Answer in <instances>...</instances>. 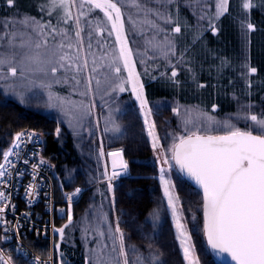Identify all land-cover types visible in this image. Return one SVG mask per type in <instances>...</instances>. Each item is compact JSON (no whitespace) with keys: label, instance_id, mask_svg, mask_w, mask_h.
I'll list each match as a JSON object with an SVG mask.
<instances>
[{"label":"trees","instance_id":"16d2710c","mask_svg":"<svg viewBox=\"0 0 264 264\" xmlns=\"http://www.w3.org/2000/svg\"><path fill=\"white\" fill-rule=\"evenodd\" d=\"M142 3L145 10H155L158 6L159 11L172 20V23H165L163 19L152 15L146 17L144 12L138 13L136 10L130 13L136 22L135 27L130 23L126 27L145 97L156 114V125H160L165 132L174 129L175 133L187 135L184 121L189 120L187 128L190 131L199 129L198 134L214 136L226 134L228 129L222 125L228 117H233L239 120L241 130H253L255 134L252 122L245 117L254 114L264 118V0H252V7L247 10L243 7V0H229L228 12L219 19L215 17L216 0H172L171 3L167 0H142ZM18 12L23 14L14 8V4L9 6L7 0H0V25L4 19L18 21L21 18L16 15ZM42 12L41 9L36 14L27 15L36 18ZM201 16L204 19H200ZM148 17L164 31L158 32L153 28L147 22ZM209 20L215 25V32ZM247 24L253 25L255 30H248ZM174 25L181 27L180 33L171 31ZM99 36L102 37L101 44L97 45L93 40V51L102 49L111 54L114 50L111 48L117 45L115 39H112L113 35L111 39L103 34ZM153 36L158 41L167 36L175 44L176 55L165 59L160 52L151 50L147 41ZM137 44H142L144 48L137 49ZM115 50L118 51V48ZM145 51L148 55L143 58L138 55ZM169 60L175 66L176 77L171 76L173 67ZM119 66L121 72L118 75L111 73L110 82H102L99 90L93 83V89L98 113L101 115L100 130L105 137L113 140V144L107 148L112 152L123 150L128 164V174L119 177L114 189L123 231L136 242L137 236L144 240L142 247L157 255V264H186L168 216L157 178L158 168L153 162L152 144L139 112L138 101L131 92L130 84L124 85V92L112 91V87L128 75L122 63ZM249 68H255L256 72L249 73ZM72 83L74 81L69 80L68 83L54 85L51 92L76 104L83 101L89 106L93 105V91L88 96H81L79 92L84 90L83 87L76 88L75 84L73 87ZM0 97V146H3V150L10 146L18 131H41L45 136L46 153L56 167L58 191L87 188L74 206L76 221L82 213L85 214L88 207L107 212L104 204L109 195L108 185L98 182L91 187L86 186L83 179L78 177L83 158L76 148L77 132L69 120L65 118V124L59 120V108L51 113L29 110L14 99L2 95ZM177 108L179 115L173 111ZM89 110L91 114L84 120L87 128L94 117L93 107ZM208 116L214 118L213 123L208 122ZM117 126L119 132L115 130ZM182 184H185L184 189L196 200L202 198L201 193L191 184L185 180ZM156 215L159 221L163 220L159 222L158 232L153 234L151 220ZM65 223L60 222L62 225ZM97 223H100L97 218L90 224L78 221L65 238L66 244L63 246L76 252L94 247L98 239L94 231ZM86 227L89 228L87 239L84 233ZM201 242L196 243L200 264H220ZM16 263L25 264L18 258Z\"/></svg>","mask_w":264,"mask_h":264},{"label":"snow or ice","instance_id":"6c2138e0","mask_svg":"<svg viewBox=\"0 0 264 264\" xmlns=\"http://www.w3.org/2000/svg\"><path fill=\"white\" fill-rule=\"evenodd\" d=\"M53 10L59 7L62 14L57 17L54 25L51 20L46 23H40L36 18L25 16L19 21L6 20L0 25L3 30L0 31V68L6 72H0V80L7 79L8 76L27 79L25 73L33 75L39 74L44 77H56L55 83H68L74 81L75 87H83L79 92L81 96H88L93 91V83L99 90L102 82H110L111 73L117 75L121 72V63L127 71V78H121L120 82L112 87V91L118 90L124 92L125 84H130L131 92L139 102L140 109L144 115V123L147 128L148 136L152 140V146L155 150L159 145V136L156 132L154 121H150L152 114L148 108V101L144 96V85L140 80V74L136 71L135 61L133 60L132 49L128 46V39L125 30L124 14L121 6H118L120 0H79V14L74 18L70 10L71 7H77V0H49ZM171 3L172 0H167ZM9 6L14 4V0H7ZM132 7L136 8L138 13L144 12L145 16L154 15L157 19H163L165 23H172L171 17L164 15L158 10L148 8L142 0H129ZM229 0H216L215 17L219 19L228 12ZM85 5H90L88 12L93 9H99L111 25L110 29H101L99 24L93 31L102 34L107 30L109 36L115 34L118 51L113 50L110 54L99 50V54L93 51V35L89 31L84 33L81 26V17H85ZM243 7L247 10L252 7V0H244ZM43 10V9H42ZM53 14L52 10L47 13ZM200 19H204L203 16ZM73 21V28H61V24H68ZM128 22L135 27V21L131 16ZM158 32L164 31L159 28L154 21H147ZM17 24L20 27H17ZM89 27L92 21L88 20ZM209 24L215 32V25L209 20ZM247 29L254 31V26L247 24ZM47 30V31H46ZM74 31V36L70 32ZM172 32L180 33L181 27L174 25ZM57 37H60L58 40ZM97 45L101 41H96ZM147 45L153 51L160 52L165 59L169 56H175V44L166 36L163 40H156L153 36L147 41ZM143 56L148 52L138 53ZM151 58V57H149ZM143 62V59H142ZM179 62V61H177ZM171 72L172 77L177 76L175 66ZM91 65V67L89 66ZM247 67V65H245ZM147 71V69H145ZM255 68H249V73L254 74ZM61 75L57 77V74ZM41 87L51 89L52 82H41ZM203 87V85H201ZM23 103V96L21 95ZM48 106L59 108L67 117L74 131L79 134L80 129L84 127L82 121L90 115V107L83 101L79 104L73 103L65 97L58 96L51 91L48 94ZM69 105H71L69 107ZM176 115H179V109H173ZM215 111V108H213ZM249 119L255 129L241 130L230 122L223 123L222 127L228 129L226 134L200 135L199 129L190 131L187 128L189 120L184 121L187 135L175 137L179 142L173 143L172 159L175 160L179 170L184 172L202 188L204 198V232L207 236L208 244L219 253H226L231 257L234 264H264V118H258L254 114L245 117ZM211 124L213 117H206ZM73 121L75 123L73 124ZM117 132L119 127L115 128ZM35 134L25 132L17 133L14 137V143L11 148L3 154L5 164H10L9 157L13 155L14 150L19 148L25 138L31 141ZM59 135V129H57ZM103 147L100 149V156L103 157ZM108 156L112 159V172L108 174L107 167L104 175L108 181V189L111 192L113 178L128 174V164L123 159V150L109 152ZM27 163V161H25ZM43 163V161H41ZM164 163H168L165 159ZM5 164H0V182L6 175ZM37 166L33 165L35 169ZM119 169V171H117ZM164 169H161V184L164 189V196L167 198L168 207L172 211L177 228V239L183 250L184 259L187 264H200L195 255V248L191 243V235L177 211L179 197L175 196L174 185L165 179ZM32 185H29V192L32 191ZM81 192L76 188L74 195ZM4 192L0 191V201L6 200ZM71 201L72 197H67ZM113 208L115 207V198L112 199ZM5 210L0 206V213ZM158 218L157 216L153 217ZM3 218L0 217V220ZM73 223L71 211L68 213V224L60 229L61 241L64 239V230ZM100 223H107V216L103 217ZM100 223L94 228L96 233V244L91 249L92 255L89 256L86 264H130L128 259L129 249L136 256L133 264H144V257L139 254L135 246L126 248L125 235L120 228L119 221L116 222L113 229L108 224L106 230L101 229ZM7 231V229H5ZM85 239H87L89 228L84 229ZM111 241V245L108 243ZM118 242V248H117ZM59 249V245L56 246ZM116 253L117 255H113ZM122 258V259H121ZM152 264H157L158 257L150 254ZM0 264H12L11 257H5L0 251ZM34 264H47L37 258Z\"/></svg>","mask_w":264,"mask_h":264},{"label":"rangeland","instance_id":"374dc122","mask_svg":"<svg viewBox=\"0 0 264 264\" xmlns=\"http://www.w3.org/2000/svg\"><path fill=\"white\" fill-rule=\"evenodd\" d=\"M78 5H79V0H77V7L70 8L74 18L79 14V11H80ZM118 6H121V11L124 14L125 30H126V27L129 24L128 17L130 16V13H132V11H136L137 9L130 5L129 0H120ZM90 7H91L90 5H85L84 11L86 13V16L81 17V26L84 28V33H82V35L91 31L93 35V40L100 41L102 37L99 36V34L96 31H93V29H95L97 24H99V27L101 29H110L111 25L108 23L107 19L104 17L103 12H101L99 9H93L91 12H88V8ZM14 8L23 12V14H20L19 12L18 14L16 13V15H20L21 17V18H18V21L23 19L25 16H28L27 14H30V13L36 14L37 12H40L41 9H43V12L40 13L38 17H36V20H38L40 23H46L49 20H51L52 23L55 25L57 17L62 14V10L59 7L53 10L52 5L50 4L49 0H14ZM49 10L53 11V14L51 16L47 14ZM155 10L159 11L158 6L156 7ZM153 16L154 15H152V17ZM96 18H99V20H95ZM148 19L150 21L152 18L148 17ZM88 20L92 21L91 27H89L87 24ZM4 21H6V19H4L3 22ZM17 27H20V26L17 24ZM60 27L71 30L73 27V21H69V23L66 25L61 24ZM2 30L3 29L0 28V31ZM70 34L74 36V31L70 32ZM102 34L103 36H107L108 38L111 39V36H109L107 30L103 31ZM112 35H113L112 39H115V34L113 33ZM126 36H127V33H126ZM57 39L59 40L60 37H57ZM127 39H128V46L132 49V52H133V47L131 45V41L129 40L128 36H127ZM141 45L137 44L136 48L137 49L144 48V46L142 45L143 47H141ZM118 47H119L118 45H114L111 49L115 50ZM3 50L4 49L0 48V51H3ZM97 54H99V51L97 52ZM133 60L135 61V68H136V71L138 72L137 63H136L137 60H136V57L134 56V53H133ZM89 66L91 67V65ZM0 72H6V70L0 68ZM25 75L27 79L19 78V73H18V77L8 76L7 79L0 80V90H1L0 95H2L5 98L14 99L15 101L20 102V103H22L21 98H20L22 95L23 100H24L22 104L29 110H37V111L41 110V111H46L49 113L53 112L54 110H57L58 108H52L48 106L49 91L52 90L54 85L56 86V85L61 84V83L54 82L56 77H51L50 75L48 77H44L39 74L33 75L31 73H25ZM60 75L61 74L58 73L57 77H59ZM42 81L44 83L52 82L51 89L41 87ZM72 84H73L72 86L74 87V83ZM144 96H145V93H144ZM93 100H94L93 101L94 107L92 111L94 112V117L91 118L90 126L88 128L86 127V124L84 121L85 119H84L82 121V124L84 125V127L80 129L79 134H77L76 136V148L78 149L80 155L82 156L81 158H83L80 163V167L82 165L81 167L82 169L78 172V177L80 176L83 179L82 182L84 183V185L90 186V187L98 182L100 183L102 182L108 185V181L104 175V172H105V168L107 167L108 174L111 175L112 167H111V160H110V157L108 156V153L112 151L107 147L113 144V140L108 137H105L100 130L101 115L98 113V107H97L95 97H94V89H93ZM148 108H150L152 112L149 119L150 121H154L156 125L157 124L155 120L156 114L149 103H148ZM139 109H140V105H139ZM58 112L60 114L59 120L65 124L66 123L65 118H66V121H68L69 117L65 116L60 110H58ZM139 112H140L142 119L144 120V115L141 109ZM226 122H230L235 127L241 129L240 127L241 124H239V120L237 118L234 119L233 117H228ZM74 123L75 121H73V124ZM248 124L251 125L250 122H248ZM146 131H147V128H146ZM156 132L160 139H159L158 147L155 150L153 149V155H154L153 162L158 168L159 174L157 178L161 185L163 197L166 201L168 216L170 218L172 227L177 237L178 232H177V228L175 225V220L172 215L171 209L168 207L167 198L164 196V189L161 184V179H160L161 169L165 170L164 172L165 179L169 180L170 184L175 186L173 194L179 197V203L177 204V211H178L179 216L181 217V222L185 224L186 229L191 235V238H192L191 243L195 248V255L198 258L197 251H196V243L198 244V242L202 241L201 243L204 244L206 249H208L207 242H206L205 235H204V228H203L204 227L203 226L204 225L203 224V214H202L203 213L202 211L203 210L202 209L203 208V198H198L196 200L194 196H191V194L187 190L184 189L185 184H182V181L184 179L181 177V175L176 170L174 160L172 159V152L170 150L172 148L173 143L179 142L177 139H175V137L179 135H183V134L175 133L174 129H171L170 131L165 132V130L162 129L160 125L159 126L156 125ZM41 134L43 135V133ZM117 136H119V134ZM149 139L152 144V140L150 137ZM101 146L103 147V152H104L103 157L100 156ZM5 151L6 149L3 150V146H0V152H2V157ZM165 159L168 160V163H164ZM118 181H119V177L113 178V180L111 181L113 185V190L111 192L109 191L108 198L105 200V204H104V206L107 209L106 210L107 212L102 213V211H99L98 208H95L94 210V208L88 207L85 211V214L82 213L80 215V218L78 221L81 224H86V223L90 224V222L93 221L94 218H97V221L101 222L103 220V217L107 216V223H100L101 227L107 228L108 224H111L114 229L116 222L119 221L120 228L123 231L122 217L119 215L118 210L116 209V204L114 208L112 204V199L113 197L115 198L114 196L115 185L116 183H118ZM86 191H87V188H84L83 192L85 193ZM93 213H95V215H93ZM162 220L163 219H161L160 221ZM78 221H76L75 217H73V223L69 225L67 228H65L64 230L63 241H61L60 236L58 237V240L56 241V245H59V249H57L58 257L60 258V260H62L63 264H86V261H88L89 256L92 255L91 249L93 247L91 249L81 250L79 252H76V251H71L69 248L63 246L66 244L65 238L68 236L72 227H74L78 223ZM160 221H159V218L151 220V222H153L152 229H151L153 234L158 232V229H159L158 225ZM66 224H68V222L65 223L64 225ZM124 235H125L126 248H128V246H135L139 250V254H141L144 257V264H152V261L150 260V254L155 255V256L157 255L154 252H151L147 250L146 248L142 247L144 240L140 239V237L137 236L136 237L137 242H136L133 239H130L128 234L124 233ZM1 239L3 238L0 237V240ZM177 241L180 246V241L178 239ZM108 243L111 245L112 242L108 241ZM117 248H118V242H117ZM182 253H183V250H182ZM113 255H117V254L114 253ZM128 259H129L130 264H133V262L136 261V256L132 254L130 249H129ZM186 264H187V261H186Z\"/></svg>","mask_w":264,"mask_h":264},{"label":"built area","instance_id":"2783aa9c","mask_svg":"<svg viewBox=\"0 0 264 264\" xmlns=\"http://www.w3.org/2000/svg\"><path fill=\"white\" fill-rule=\"evenodd\" d=\"M34 133L31 141L26 138L9 157L10 164L2 158L6 175L0 182V191L6 200L0 201L5 210L0 213V251L5 257L15 258L25 264H34L39 258L47 264H63L58 257L56 241L62 221L73 217L74 205L83 195H74L75 189L59 192L54 163L46 153L44 136L35 129H23L17 133ZM16 133V134H17ZM13 136L7 152L14 143ZM27 161V163H25ZM43 161V163H41ZM33 165L37 167L34 169ZM29 185L32 191L29 192ZM71 196L69 201L67 197ZM7 229V231H5Z\"/></svg>","mask_w":264,"mask_h":264},{"label":"water","instance_id":"95a60500","mask_svg":"<svg viewBox=\"0 0 264 264\" xmlns=\"http://www.w3.org/2000/svg\"><path fill=\"white\" fill-rule=\"evenodd\" d=\"M221 135H224V134H221ZM214 136H219V135H214ZM114 152H116V151H114ZM112 159H113V158L110 157V160H111V167H112ZM123 159L125 160L124 155H123ZM174 164H175V167H176L177 171H178L179 174L181 175V177H182L186 182H188L189 184H191L194 188H196V189L201 193L202 198H203V190H202V188H200V187L195 183V181H194L193 179H191L190 177H188V175H187L186 173L181 172V171L179 170V166L176 165L175 160H174ZM117 171H119V169H117ZM122 176H124V175H121V176H119V177H122ZM203 204H204V198H203ZM203 214H204V209H203ZM204 235H205V239H206L207 246H208V249H209L210 253L212 254V256H213V257H214V258H215L220 264H234V262L231 260V257H230L228 254H226V253H219V252L214 251V250L211 248V246L208 244V240H207V236H206L205 232H204Z\"/></svg>","mask_w":264,"mask_h":264}]
</instances>
